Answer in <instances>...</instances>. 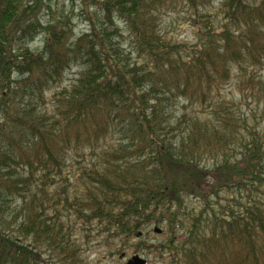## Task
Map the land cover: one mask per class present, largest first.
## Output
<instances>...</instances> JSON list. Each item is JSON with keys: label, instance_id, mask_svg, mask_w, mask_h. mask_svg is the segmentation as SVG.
Returning <instances> with one entry per match:
<instances>
[{"label": "trees", "instance_id": "obj_1", "mask_svg": "<svg viewBox=\"0 0 264 264\" xmlns=\"http://www.w3.org/2000/svg\"><path fill=\"white\" fill-rule=\"evenodd\" d=\"M80 4L89 29L76 37L41 23V0H0V264H45L46 253L84 264L78 230L125 247L152 226L166 240L135 254L264 264L263 135L223 95L234 85L264 104V0ZM179 5L193 15L194 45L159 28ZM117 21L135 59L114 37Z\"/></svg>", "mask_w": 264, "mask_h": 264}, {"label": "rangeland", "instance_id": "obj_2", "mask_svg": "<svg viewBox=\"0 0 264 264\" xmlns=\"http://www.w3.org/2000/svg\"><path fill=\"white\" fill-rule=\"evenodd\" d=\"M218 3L214 4L213 8L210 10L215 11L217 9ZM174 8V7H173ZM92 11H90V14ZM41 23H52L60 22L67 24L71 27L73 34L77 37L89 29V22L86 19L80 0H41V12L38 14ZM193 15L187 10V8L179 5L174 9L164 10L159 17V28L165 39L170 40L174 43H182L188 45H194L196 43V31L193 24ZM115 27L118 30V35L114 36L121 44L123 50L126 54L131 55V59H135L131 48V39L128 30L125 25L117 21ZM42 38L38 37L30 44L32 50H41ZM77 69H72L64 75L63 86H68L77 76ZM53 91L47 94V99L50 100ZM223 95L226 96L228 100L233 101L239 108L241 114L248 117V123L252 126L258 128V131L263 135L264 140V104L260 103L257 105L251 99H245L235 88L234 85L230 87H225L223 90ZM73 170L77 171L75 168L76 159H72ZM212 163L211 160H203V166H209ZM72 178L69 180V184L72 183ZM73 191V185H71V192ZM186 207L189 210L198 206L196 200L191 198L185 199ZM222 206L225 205L223 201L220 202ZM157 228V227H155ZM154 226L148 228L142 232V235L130 241L128 245L122 247L118 241L113 239H108L105 234H99L93 227L92 232L88 234L87 238H84L85 233H81L80 230L75 232L73 239L77 242L80 247V259L84 264H126V262L133 256L138 255L146 260V264H164L159 258L157 250L158 247L154 249V255L151 250H141L135 254L134 244H142L144 247L157 246L160 243H164L167 238V234L164 229L161 230L160 234H155L153 229ZM147 231L150 233L147 234ZM89 239V240H88ZM88 240V241H87ZM166 255H163V257ZM56 257L51 256L46 253L42 256V260L45 264L56 263Z\"/></svg>", "mask_w": 264, "mask_h": 264}, {"label": "water", "instance_id": "obj_3", "mask_svg": "<svg viewBox=\"0 0 264 264\" xmlns=\"http://www.w3.org/2000/svg\"><path fill=\"white\" fill-rule=\"evenodd\" d=\"M154 233L155 234H160L161 230H159L158 228L154 229ZM126 264H146V260L143 259L142 257L135 255L133 257H131Z\"/></svg>", "mask_w": 264, "mask_h": 264}]
</instances>
